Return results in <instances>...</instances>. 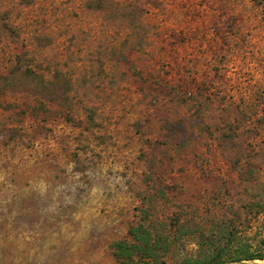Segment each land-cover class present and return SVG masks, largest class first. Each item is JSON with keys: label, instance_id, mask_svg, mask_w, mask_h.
<instances>
[{"label": "rangeland", "instance_id": "1", "mask_svg": "<svg viewBox=\"0 0 264 264\" xmlns=\"http://www.w3.org/2000/svg\"><path fill=\"white\" fill-rule=\"evenodd\" d=\"M83 1L0 0V264H122L139 222L168 249L129 264H264V0H123L124 59Z\"/></svg>", "mask_w": 264, "mask_h": 264}, {"label": "trees", "instance_id": "2", "mask_svg": "<svg viewBox=\"0 0 264 264\" xmlns=\"http://www.w3.org/2000/svg\"><path fill=\"white\" fill-rule=\"evenodd\" d=\"M83 7L86 10H93L107 15L110 27L108 29L110 38L109 43L111 48H113L114 53L112 54H117L116 57L124 59L125 56L123 52L125 48L128 50L141 49L147 43L149 31L143 20V9L134 1L84 0ZM7 16L5 19H2V27L9 35L19 39L20 27L11 23L7 19ZM48 34L49 33H41L38 29H33L31 39L33 42H44L49 39L50 35ZM22 46L24 47L23 51L15 53L14 55L18 62L24 60L27 55L31 57L30 49L27 48V45L22 43ZM30 64L31 62L24 67V74L37 75L42 81H46L45 71L37 73L31 68ZM15 71V73H20L19 68ZM128 233L130 235V240L115 241L112 243L113 254L122 264H129L128 262L133 261L136 257L142 259H157L168 249L166 239L163 236L161 237L159 233H153L152 229L145 222L130 225L128 227ZM220 255L221 251L217 250L216 253L209 255L207 259L197 261L196 264H219L218 262L220 261L217 260ZM254 258L257 257L249 253L246 255L245 259L252 260ZM232 261L237 262L239 259H232Z\"/></svg>", "mask_w": 264, "mask_h": 264}]
</instances>
